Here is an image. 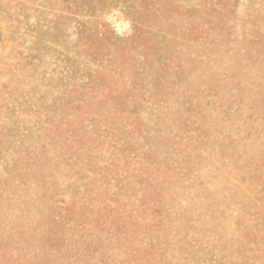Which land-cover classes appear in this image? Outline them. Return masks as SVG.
Masks as SVG:
<instances>
[{"label":"rangeland","instance_id":"1","mask_svg":"<svg viewBox=\"0 0 264 264\" xmlns=\"http://www.w3.org/2000/svg\"><path fill=\"white\" fill-rule=\"evenodd\" d=\"M0 264H264V0H0Z\"/></svg>","mask_w":264,"mask_h":264}]
</instances>
